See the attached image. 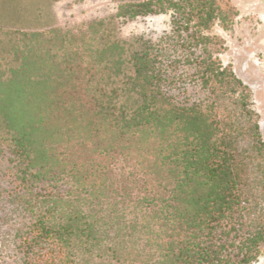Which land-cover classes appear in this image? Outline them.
Instances as JSON below:
<instances>
[{"label":"trees","instance_id":"16d2710c","mask_svg":"<svg viewBox=\"0 0 264 264\" xmlns=\"http://www.w3.org/2000/svg\"><path fill=\"white\" fill-rule=\"evenodd\" d=\"M156 15L168 33L122 36ZM238 15L231 0H119L0 27V264L259 260L264 126L208 33Z\"/></svg>","mask_w":264,"mask_h":264},{"label":"rangeland","instance_id":"374dc122","mask_svg":"<svg viewBox=\"0 0 264 264\" xmlns=\"http://www.w3.org/2000/svg\"><path fill=\"white\" fill-rule=\"evenodd\" d=\"M118 1L0 0V27L46 30L79 17L111 13ZM231 1L239 11L235 24L229 30L215 25L208 33L225 42L221 59L251 89L253 107L264 126V0ZM170 28L169 15H156L125 23L121 34L128 39L144 36L156 40ZM255 264H264V254Z\"/></svg>","mask_w":264,"mask_h":264}]
</instances>
